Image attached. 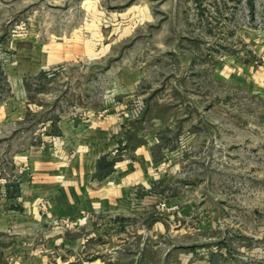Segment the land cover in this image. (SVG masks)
<instances>
[{
  "label": "rangeland",
  "instance_id": "rangeland-1",
  "mask_svg": "<svg viewBox=\"0 0 264 264\" xmlns=\"http://www.w3.org/2000/svg\"><path fill=\"white\" fill-rule=\"evenodd\" d=\"M103 121L155 179L52 217L35 167ZM0 264H264V0H0Z\"/></svg>",
  "mask_w": 264,
  "mask_h": 264
},
{
  "label": "crops",
  "instance_id": "crops-1",
  "mask_svg": "<svg viewBox=\"0 0 264 264\" xmlns=\"http://www.w3.org/2000/svg\"><path fill=\"white\" fill-rule=\"evenodd\" d=\"M113 123H97L83 135L71 131L70 144H74L64 151L72 152L70 160L41 162L35 167L36 178L24 189L30 190L31 197L49 198L52 217L117 209L128 201L132 185H148L155 179L153 166L158 151L164 150L159 137L134 128L129 137L137 156L133 154L132 162L120 161L112 152Z\"/></svg>",
  "mask_w": 264,
  "mask_h": 264
}]
</instances>
